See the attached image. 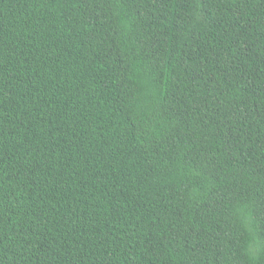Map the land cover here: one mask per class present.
<instances>
[{
  "label": "trees",
  "instance_id": "trees-1",
  "mask_svg": "<svg viewBox=\"0 0 264 264\" xmlns=\"http://www.w3.org/2000/svg\"><path fill=\"white\" fill-rule=\"evenodd\" d=\"M0 264H264V0H0Z\"/></svg>",
  "mask_w": 264,
  "mask_h": 264
}]
</instances>
